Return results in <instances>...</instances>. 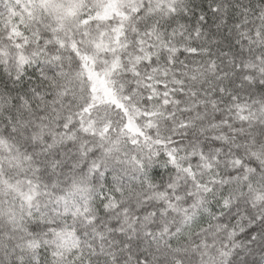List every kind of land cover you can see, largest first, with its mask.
<instances>
[{
	"label": "snow or ice",
	"instance_id": "6c2138e0",
	"mask_svg": "<svg viewBox=\"0 0 264 264\" xmlns=\"http://www.w3.org/2000/svg\"><path fill=\"white\" fill-rule=\"evenodd\" d=\"M0 264H264V0H0Z\"/></svg>",
	"mask_w": 264,
	"mask_h": 264
}]
</instances>
